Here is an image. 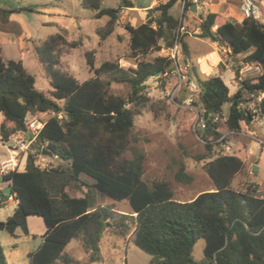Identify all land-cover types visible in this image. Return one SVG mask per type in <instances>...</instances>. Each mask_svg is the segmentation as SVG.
Listing matches in <instances>:
<instances>
[{"label": "trees", "instance_id": "16d2710c", "mask_svg": "<svg viewBox=\"0 0 264 264\" xmlns=\"http://www.w3.org/2000/svg\"><path fill=\"white\" fill-rule=\"evenodd\" d=\"M118 1L117 8L102 7V0L80 1L94 19L107 18L96 29L100 42L114 33L121 9L134 8L130 0ZM162 2L146 11L144 23L123 24L135 67L125 69L118 61H104L96 67L92 52H87L86 63L93 76L79 82L60 68L58 51L62 46L80 47L82 39L67 41V32L59 29L40 41L35 50L52 88L48 94L35 87V77L21 61H4L0 48V142L7 143L18 133L31 139L27 118L51 114L31 146L36 154L44 152L67 164L40 169L35 155L27 153L21 171L14 168L0 175V181L11 186L15 202L12 214L0 221V231L13 235L20 229L28 235L29 216L41 218L46 227L38 247L27 254L28 264L75 263L63 254L72 241L80 242L89 253L90 264L98 262L99 242L108 229L118 237L129 236L151 257V264L155 260L159 264H191L198 239L204 240L203 264H264V197L255 189L231 188L247 160L245 145L239 142L231 155L212 154V144L221 146L228 135L239 134L255 122L258 113L249 103L258 100V112L264 117V24L259 19L237 22L217 13L200 14L199 38L228 47L232 56L243 55V64L258 69L255 75L238 81V89L231 93L220 76L199 73L187 35L179 32L192 4H185L180 19V0ZM176 5L179 17L172 13ZM10 12L0 8L2 15ZM175 42L183 60H189L183 87H196L193 106L203 119L204 113L208 114L205 128L195 132L204 142L206 154L200 159H208L203 169L214 186L188 201L176 200L166 181L143 179L145 155L132 136L134 117L150 100L146 81L175 70L169 55H158L162 50L169 52ZM149 54L155 55L141 59ZM235 75L238 78V71ZM104 77L108 79L104 81ZM112 82L127 84L128 95L111 93ZM184 178L191 180L183 173L177 180ZM91 189L103 197L102 204L89 202ZM69 191L82 196H70ZM123 201L129 212L115 208ZM0 264H7L1 243Z\"/></svg>", "mask_w": 264, "mask_h": 264}, {"label": "rangeland", "instance_id": "374dc122", "mask_svg": "<svg viewBox=\"0 0 264 264\" xmlns=\"http://www.w3.org/2000/svg\"><path fill=\"white\" fill-rule=\"evenodd\" d=\"M29 1V0H26ZM48 0H30L32 4H46ZM81 0H59L55 2L61 8L69 10L74 17L81 19V30L83 35L75 33H67V39L75 41L82 39L83 45L77 48L69 46H62L58 51L60 59V68L74 77L79 82H83L93 76V72L89 69L86 63L85 54L92 52L94 64L97 67L104 61H118L123 68L135 67L134 59L130 58V51L128 48L127 33L123 29L124 23L134 25L135 22H129L127 19L119 21L114 33L104 41H99L96 35V29L106 23L107 18L94 19L93 13L81 7ZM136 8H144L151 5L156 0H130ZM157 1L152 7L163 3ZM14 4V3H13ZM11 6H15L11 5ZM118 0H102V7L116 8ZM35 8V6H34ZM137 11L132 13L134 17L137 16ZM25 20L28 23L31 32L32 42L27 43L28 59L23 61L26 70L35 77V87L48 94L52 91L48 79L45 76L44 70L38 60L36 54V45L44 40L47 36L56 33L55 26L44 25L42 22L43 16L37 17L26 12H22ZM172 13L179 17V6L176 5L172 9ZM189 16V15H188ZM185 16L182 20L183 33L187 35L186 40L189 42L190 55L192 61L197 65L198 71L201 74H212L211 66L216 63L217 56L211 54L206 58L200 59L199 67L196 61L197 57L201 56V49L206 46L207 39L198 37V26L200 22L196 18ZM141 22H136L135 25ZM73 32V31H72ZM209 41V40H208ZM208 43V42H207ZM13 51L4 50L2 56L7 59L8 56H13ZM155 54H149L141 59L150 60ZM160 56L169 55L168 51L162 50L158 53ZM226 55V54H224ZM182 56L178 66L183 67L185 64ZM187 59V58H186ZM185 59V60H186ZM240 59V58H239ZM239 59L236 64L239 63ZM188 60V59H187ZM189 61V60H188ZM240 69L242 66L237 64ZM223 71L226 69L222 68ZM208 74V75H210ZM175 72L171 75L160 77L153 76L146 81L145 92L149 97V102L143 105L139 114L134 117V127L132 129V136L136 140L137 146L145 155L143 179L149 183L157 180H163L169 183L171 190L174 193V198L179 201H188L195 198L199 193L209 191L214 188L211 179L205 173L203 165L208 159H200L206 154L204 142L198 137L194 130L195 121L200 114L199 110L193 106V101L197 99V89L193 84L188 88L181 89L174 96L173 100L169 99V93L175 85ZM104 81L107 77L102 78ZM230 91V83H227ZM109 91L113 94L126 97L130 92L127 84L112 82ZM259 101H252L248 107L252 111H256L257 118L255 122L245 127L239 134H231L227 137V142L221 146L212 144V154L215 156L227 154L231 155L236 149L239 142L244 143L246 148L247 160L242 170L233 178L231 188L238 191L247 189H255L257 195H264V144L257 143L256 139L264 143V117L260 116L257 104ZM225 111H228V105L224 106ZM51 114H41L38 116H29L26 123L30 119H39L42 122L46 121ZM28 138L21 133L20 137L16 135L11 137L5 146L0 145V175L3 174L1 163L5 161L10 155H14L18 165H21L27 156V153L34 154L37 160L44 161L51 167L58 165L67 166L66 163L60 160H53L47 155L36 154L32 146H28L26 150H20L22 143L27 144ZM18 149L19 152L13 150ZM33 151V152H31ZM11 152V153H10ZM130 156L129 154H127ZM199 157V160H198ZM253 166L257 167L253 171ZM19 166L16 167L18 169ZM180 173L191 178L177 180ZM83 180L88 184L92 180L82 176ZM6 186V182L0 181V191ZM70 196L79 197L82 193H74L69 191ZM91 196L89 202L96 201L98 204L103 203V197L96 191L91 189ZM115 208L122 211H130L127 202L123 201L115 204ZM14 205L10 201L4 200V204L0 208V220H5L7 216L12 214ZM44 222L41 218L34 216L30 222V230L38 234L44 228ZM20 231V229H19ZM21 237L16 240V247H9V241L12 240L8 232L0 234V243L4 249L7 257V264H28V258L25 251L31 252L37 248L40 243V235L34 237V240L26 241L22 232L18 233ZM204 240L198 239L192 250V259L196 264H203L204 255ZM15 250L17 255L14 256ZM10 252V253H9ZM100 260L92 264H151V257L140 249H138L128 237L122 238L113 234L110 229L103 233L99 242ZM65 256L72 258L73 264H90L89 253L82 247L80 242L72 241L63 251ZM59 264H63L60 262ZM154 264V262H153Z\"/></svg>", "mask_w": 264, "mask_h": 264}, {"label": "crops", "instance_id": "0c3cea01", "mask_svg": "<svg viewBox=\"0 0 264 264\" xmlns=\"http://www.w3.org/2000/svg\"><path fill=\"white\" fill-rule=\"evenodd\" d=\"M157 1H161V0H156L151 5L144 7V8H136L134 6V8L121 9L119 21L122 22L123 19H127V21L135 22V24L138 21H140L141 23H144L146 21V11L148 9L152 8ZM252 1L259 7V10H260L259 20H260V22H262L264 24V0H252ZM55 2H57V1L48 0L46 4H39L40 6H38V4H34V3L32 4V2H30V0L29 1H26V0H0V8L7 9V10L11 11L7 15L0 14V48H1V57L4 61H8V60H17L18 61L19 60L23 64V61L28 59V57H29L26 54L27 46H28L27 43L32 42V37H31V32L29 30L28 23L25 20L22 12H26V13H30V14L34 15L33 17H35L36 20H37V17L43 16L44 18L42 20L43 21L42 23L44 25L55 26V29L57 32H59V29H63L67 33L77 32V34L79 36L83 35L82 30H81V22H82L81 19L79 17L72 16L70 14L69 10L61 8V6H58ZM201 2L206 4V7H207V10L204 13H207V12L217 13L219 15L226 17L227 19H229L231 21L239 22L242 20V17H241L240 11H239V4H240L239 0H201ZM13 3L15 4V6H11V5H14ZM34 6H35V8H34ZM118 6H119V1H118ZM135 10H138L136 17H134L132 15V13L135 12ZM195 12L191 11L186 16L189 15L192 18L198 19V15L201 14V12H199L198 14ZM198 21L200 22L201 20L198 19ZM135 24L132 26H137ZM126 38L128 40L129 37H126ZM36 41H41V40H36ZM67 41H71V40L67 39ZM205 42L206 43H204V44H206V46L201 49V56L197 57L196 61L199 64L200 59L206 58L211 54H215L217 56L216 63L214 65L212 63H209L210 65H212L211 66L212 74H210V73H208V74L220 76L226 84L230 83V87L233 88L232 91H230L231 93L236 92V90L238 89V87H239L238 81H240L245 76L255 75L258 72V71H256V69H254L248 65L243 64V62H242L243 55L232 56L231 50L228 47L221 46L217 42H211L208 40ZM187 43L189 46L188 41H187ZM189 49H190V46H189ZM4 50L13 51V52H15V54H12L13 55L12 57L8 56L7 59H4L2 56V53L4 52ZM224 54H226V55H224ZM238 59L240 62L237 64L242 66L240 69L237 67V64H236V61ZM23 66H24V64H23ZM199 67L201 69L200 64H199ZM222 68H224L226 70L223 71ZM235 71H238V78L235 77L236 76ZM208 74H206V75H208ZM262 96H264V94ZM15 135L17 137H20L21 133H18ZM15 135H13V136H15ZM13 136H11V137H13ZM0 145L5 146L6 143L2 144L0 142ZM20 150H22V149H20ZM13 151H14V153L19 152L18 149H15ZM10 160L17 161L16 158L14 157V155H10V158L8 157L5 161H10ZM5 161H3V162H5ZM24 164H25V161L21 165H18L19 168L17 170L21 171L24 168ZM13 169H10V170H13ZM7 185L8 184L6 183V186ZM260 196L264 197V195H260ZM12 204L15 207L14 201L12 202ZM13 210H14V208H13ZM13 210H12V212H13ZM33 217L34 216H29L27 218L28 235H24L22 233V235L26 241L34 240V237L37 235H40V238H41V236L44 234V232L46 230V227H44V228H42L41 232H39L38 234L33 233L30 230V222H31V220H33ZM0 221H3V220H0ZM2 232H5V231H0V234ZM19 232H21V230L19 231V229H17V230H15L13 235L10 234V237L12 238V240L9 241V247L10 248L16 247L15 244H16L17 239L21 240L20 239L21 236L18 234ZM41 240H40V242H41ZM3 252H4V249H3ZM28 253L29 252L25 251L26 256ZM15 255H17V250H15L14 256ZM5 257H6V255H5ZM6 261H7V257H6Z\"/></svg>", "mask_w": 264, "mask_h": 264}, {"label": "built area", "instance_id": "2783aa9c", "mask_svg": "<svg viewBox=\"0 0 264 264\" xmlns=\"http://www.w3.org/2000/svg\"><path fill=\"white\" fill-rule=\"evenodd\" d=\"M240 4H239V11L241 14L242 19H259V7L252 1V0H239ZM187 3H191L195 5V13H204L207 10L206 4H204L203 2H201V0H180V19L182 16V11L183 8L185 6V4ZM198 19H200V14L198 15ZM183 20V19H182ZM184 28L181 26L179 29L180 33H183ZM170 58L173 60L174 65H175V85L174 88L172 89V91L169 93V99L173 100L174 96L177 94V92L181 89L182 84L185 82V80L187 79V67L189 64V61L186 59L185 60V64L183 65V67H179L178 63L182 57L181 55V51H180V47L178 46L177 42H175L173 48L168 52ZM256 71H258V69H256ZM205 120L203 119V116H200V114L197 116V119L195 121V125H194V130L196 128L198 129H204L205 128V124H204ZM43 126V122L39 119H30L27 123V127H28V133H29V137H31V139L28 140L27 144L22 143L20 146V149L22 150H26L28 149V146H30L32 144V140L34 139V137L36 136L37 132L39 131V129H41ZM257 143L259 144H264L262 141H259L258 139H256ZM33 152V151H31ZM42 155H46L44 154V152H42ZM48 156V155H47ZM49 158H52L53 160H58V158L56 156H49ZM35 165L40 168V169H45V168H49L50 166L47 165V163H44V161L41 160H37L35 157ZM2 166V172L6 173L8 170L16 168L18 166V164L14 161V160H10V161H5L1 164ZM0 195H1V191H0ZM6 201H10V203H12L13 197L9 196ZM4 204V200H0V208L1 205Z\"/></svg>", "mask_w": 264, "mask_h": 264}, {"label": "water", "instance_id": "95a60500", "mask_svg": "<svg viewBox=\"0 0 264 264\" xmlns=\"http://www.w3.org/2000/svg\"><path fill=\"white\" fill-rule=\"evenodd\" d=\"M191 11L195 12V5L192 4L191 5ZM154 76H158V74L154 75ZM208 114L207 113H204V120H206ZM257 170V167L256 166H253V171H256ZM11 186L10 185H7L2 191H1V195H0V200H6L9 196H11ZM154 264H159V261L158 260H155L154 261ZM191 264H196L194 262H192Z\"/></svg>", "mask_w": 264, "mask_h": 264}]
</instances>
